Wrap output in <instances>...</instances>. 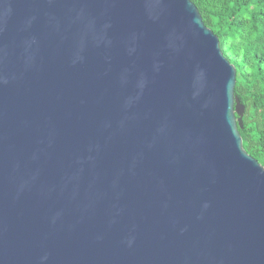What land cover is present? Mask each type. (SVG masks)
I'll return each instance as SVG.
<instances>
[{
	"label": "water",
	"instance_id": "obj_1",
	"mask_svg": "<svg viewBox=\"0 0 264 264\" xmlns=\"http://www.w3.org/2000/svg\"><path fill=\"white\" fill-rule=\"evenodd\" d=\"M190 0H0V264H264V167Z\"/></svg>",
	"mask_w": 264,
	"mask_h": 264
},
{
	"label": "trees",
	"instance_id": "obj_2",
	"mask_svg": "<svg viewBox=\"0 0 264 264\" xmlns=\"http://www.w3.org/2000/svg\"><path fill=\"white\" fill-rule=\"evenodd\" d=\"M235 66L234 94L244 105L239 133L264 167V0H190Z\"/></svg>",
	"mask_w": 264,
	"mask_h": 264
}]
</instances>
